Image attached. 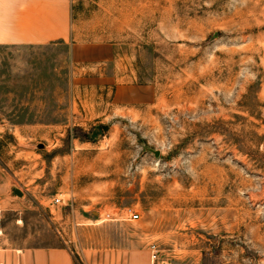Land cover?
<instances>
[{"label":"rangeland","instance_id":"obj_1","mask_svg":"<svg viewBox=\"0 0 264 264\" xmlns=\"http://www.w3.org/2000/svg\"><path fill=\"white\" fill-rule=\"evenodd\" d=\"M74 14L109 61L0 46V250L116 264L155 244L159 264H264V0Z\"/></svg>","mask_w":264,"mask_h":264},{"label":"crops","instance_id":"obj_2","mask_svg":"<svg viewBox=\"0 0 264 264\" xmlns=\"http://www.w3.org/2000/svg\"><path fill=\"white\" fill-rule=\"evenodd\" d=\"M77 2L79 0H0V46L65 47L75 65L109 61L114 55V46L79 42L84 29L75 26ZM0 264H76V259L68 247L59 245L1 249ZM88 264L94 263L88 261ZM116 264H150L149 248L131 249L128 254L119 251Z\"/></svg>","mask_w":264,"mask_h":264},{"label":"built area","instance_id":"obj_3","mask_svg":"<svg viewBox=\"0 0 264 264\" xmlns=\"http://www.w3.org/2000/svg\"><path fill=\"white\" fill-rule=\"evenodd\" d=\"M55 203L59 204L61 203V199H56ZM128 213L130 215V218L133 220H138L140 219V215L137 212H134L132 210H128ZM109 217V215H108ZM149 255H150V264H159V260H160V255H159V251L158 248L155 244H151L149 246Z\"/></svg>","mask_w":264,"mask_h":264},{"label":"water","instance_id":"obj_4","mask_svg":"<svg viewBox=\"0 0 264 264\" xmlns=\"http://www.w3.org/2000/svg\"><path fill=\"white\" fill-rule=\"evenodd\" d=\"M157 157H159V155H160V153L159 152H156V154H155Z\"/></svg>","mask_w":264,"mask_h":264}]
</instances>
